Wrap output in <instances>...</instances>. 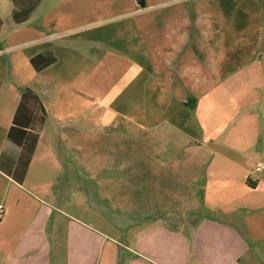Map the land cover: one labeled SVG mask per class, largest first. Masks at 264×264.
<instances>
[{
	"label": "crops",
	"instance_id": "obj_1",
	"mask_svg": "<svg viewBox=\"0 0 264 264\" xmlns=\"http://www.w3.org/2000/svg\"><path fill=\"white\" fill-rule=\"evenodd\" d=\"M205 17L210 19V15ZM57 19L43 17L30 26V19L23 23L8 21L7 33L0 31V53L3 46L8 50L27 46L23 58L16 59L13 66L0 54V178L6 182L0 204L3 206L0 256L8 257L5 264H54L52 256H56L55 264H264L262 35H257L260 38L249 54L241 55L242 51L238 50L240 59L233 64L237 69L233 75L226 78L220 74L211 84L206 78L193 102L185 92L173 97L178 102L169 107H175L176 111L170 109L164 113L167 119L158 109H153V119H149L143 109L144 45L141 60L138 56L136 62L127 58L131 53L129 47H139L135 43L138 36L128 46L116 48L108 44L113 41L114 32L123 41L128 28L112 30L100 39H61L67 31L49 33L46 30ZM141 25L137 24L136 30L143 41L146 31L145 25ZM212 30L213 26L207 22L201 26L203 35H214ZM170 32L174 37L194 35L191 23L184 28H171ZM185 43L187 46L188 40ZM257 46L262 53H257ZM176 49L175 45L174 53ZM206 52L210 54L209 49ZM39 54L53 55L55 62L36 71L31 60ZM182 55L169 59L168 75L176 66L190 65L183 68L187 77L198 67H194L197 61L191 58L188 62L181 59ZM155 62L152 77L153 83L158 84L157 90H161L165 80L169 81V88L181 86L173 82L171 75L156 71ZM209 62H213L211 69L223 66L214 59ZM98 67L102 74L100 82L97 81ZM115 76L120 77L114 82ZM98 83L103 92L101 98L112 94V89L121 92L115 107L97 108ZM26 88L41 99L46 120L22 178L17 169L21 150L8 140L7 134ZM177 91L175 86L173 95ZM161 95L155 92L151 100L158 101ZM118 116L125 120L135 118L131 120V127L128 124L120 127ZM153 122L158 123L153 128L168 124L158 131L168 132L175 140L152 143L157 152L150 156L143 152L145 143L138 140L136 155L130 158L129 128L135 126L144 131ZM162 148L173 151L171 156H164L163 162L161 156H156ZM180 150L185 155H179ZM130 163L140 167L134 170L142 179L137 191L139 205L145 203L146 196H154L152 190L149 192L143 187L148 186L145 179L159 178L154 171H160V166L155 164L173 163L178 167L169 171L168 179L175 183L176 174L185 175L191 185L185 193L178 194L168 182L166 195L187 197L195 213L185 218L173 216L171 212L130 216V196L136 195L134 191L138 189L137 186L131 191L129 187ZM260 163L263 167L257 170ZM155 188L158 186L153 182V190L159 195ZM150 206L162 207L154 199H150ZM13 207L18 209L16 216ZM81 207L90 210L81 212ZM96 207H109L108 213L115 209L126 216L97 217L93 211ZM66 208L73 209L75 214L63 210ZM52 212L60 215L54 216ZM113 225H119L118 233L112 232L116 229Z\"/></svg>",
	"mask_w": 264,
	"mask_h": 264
},
{
	"label": "rangeland",
	"instance_id": "obj_2",
	"mask_svg": "<svg viewBox=\"0 0 264 264\" xmlns=\"http://www.w3.org/2000/svg\"><path fill=\"white\" fill-rule=\"evenodd\" d=\"M29 9L32 10L25 20L27 21L30 19L29 26L30 23H39L43 17H55V19L57 17V21L53 25L49 24L51 26L47 27L46 30L49 33L67 31L64 36H61V39L67 38L70 40L89 37L100 39L105 38L103 35L108 34L112 30L115 31L119 28H128V33L122 36L123 41H121L118 32H114L115 34L113 33V41L111 44H108L116 48L123 45L128 46L131 44V40L135 39V36H138L136 37L135 43L139 44V47L137 46L134 49L129 47V52L131 53L127 58L129 61L133 59V61L136 62L138 56L139 60H141V47L144 45L145 101L143 109L145 110L146 118L148 117L149 119H153V109L161 111V116H163L164 113L165 115L169 113L170 109L176 111L175 107H169L171 104L176 105L178 102L174 101L175 99H173V97H178L181 94L184 95L185 92L187 95L190 94L189 101L193 102L194 97H196L195 94L201 90L203 83L207 82L206 78L208 79V83L211 84L214 78L220 77V74H223L226 78L233 75L237 70L233 64H237L240 59V52H238V50L242 51L241 55H247L254 46L255 41L260 38V36L257 35H262V38H264V0H145V8L140 7L138 0H0V31L2 30L3 34L7 33L8 21H15L17 23L25 22H18V20L14 18V15L18 13L19 16L23 18L26 11ZM187 14L189 16H186ZM206 15H210V19H206ZM3 20L5 21L4 26L6 27H3ZM206 22L213 26L212 32H215L214 35L206 36L202 34L201 26L204 27ZM188 23L192 24L194 31V35L191 37L184 35L181 37H174L170 32L171 28H184V25ZM137 24L145 25L146 32L143 41V36L138 34L136 30ZM20 27L22 26L18 28ZM253 31L256 35H252L254 34ZM1 38L2 36H0V39ZM107 38L108 37L104 40H107ZM186 40L189 42L187 46L185 43ZM252 40L254 41L251 42ZM175 45L178 49H176L177 51L174 53L173 48ZM185 46L187 50L184 53ZM206 46H208V48ZM26 47L27 46L8 50V47L3 46V51L0 54H2L3 59L9 62L10 66H13L16 59L23 58L27 52ZM208 49L210 54L206 52ZM80 50L82 49H79V51ZM257 50V53H262L259 47ZM180 55H182L181 59L185 58L188 62H191V58L197 61L194 67H198L194 68L193 73L189 74L187 77H185L183 73V68L185 69L187 65H184V67L176 66L177 70L175 69L168 75L169 59H175V57H180ZM206 59H208V61L214 59L218 61V63H223V66L217 70L211 69L210 64L213 62L208 63ZM153 61H157L155 62L156 71L162 73L166 72V76L171 75L173 77V82H177L181 85H175L178 89L176 95H173L175 86L169 88L170 85L167 80L164 81L161 90H157V88H159L156 87L158 84L153 83L152 77L155 65H153ZM201 62H203V66L200 65ZM206 63L209 64L208 68L205 66ZM166 64L167 67H164ZM187 67L190 68V65ZM97 71V81L100 82L102 76L101 68L98 67ZM112 73L114 74V71ZM119 77L120 76H115L113 78L114 82L118 81ZM150 78H152L151 81ZM160 82L163 83V81ZM100 84L101 83H98L97 108L105 109L115 107L114 104L117 102L118 93L121 94V92L112 89V94L108 95L107 98L106 96L101 98L100 94L103 92H101ZM155 92L163 94L161 95L162 98L158 101L151 100V98L154 99L153 95ZM123 103H126L125 100ZM122 107L127 108L126 104H123ZM128 110L129 114H133L131 109ZM165 115L164 118L167 119ZM133 118L135 117H128V119L125 120L123 116H118L117 123L120 127H124L126 124L130 126ZM157 124L158 123L154 122L148 124L149 129L146 127L144 131L137 129L135 126L129 128L127 138L129 143L128 155L130 158L136 155L138 140L139 143H145L143 152L148 156L157 152L156 148H152V143H171L175 140L174 136L170 135L168 132L164 133V130L158 131L159 129H165L168 124L162 123L161 126L153 128ZM121 129L122 128L119 130ZM163 145L164 144H161V146ZM172 152L171 149L162 148L160 154H158V152L156 156H161V161L163 162L164 156H171ZM179 155H185L184 150H180ZM155 166H160L159 173L154 171V175H159V178L154 179V177H152V179H145L144 181L146 184L148 183V186L143 187L149 192L152 190L154 196H146L144 198L145 203L139 205L137 202V191L140 190L139 185L142 179L138 178L137 172L134 170L140 169V167L136 165V163L129 164L127 168V179L130 183V190L133 191L138 186V189L134 191L136 195L132 194L130 196V207L128 208L130 216H135L136 214L151 216L168 214L169 212H171L173 216H182L183 218H185L186 215L192 216L195 212H193L194 209L192 207H189L190 205L188 204L187 197L178 196V194L185 193L190 189L188 185H191V181L185 180V175L180 174H176L177 181L175 180V183L170 181L168 179L169 171L172 172L178 167L173 163H167L166 165L155 164ZM189 173L190 170L187 172V175H189ZM85 182L88 181H84V183ZM153 182L158 186V189L155 188V190H158L159 195L153 190ZM168 182L171 188H175L178 193L177 196H175L176 198L166 195L165 187ZM5 184L6 182L0 178V204L3 203L1 200L2 196H4L3 191L5 189ZM81 188L83 189L84 187L81 186ZM150 199H154L155 203L161 204L162 207H148ZM14 208L15 207L12 208V212L13 215L16 216L18 209L16 210ZM85 209L90 210L89 207H81V212H84ZM63 210H66L69 214H75L76 212H73V209L67 208ZM108 210L110 211L109 207H96L93 211L96 213L97 217H104L106 214L107 216L112 215L113 217L126 216L119 212H115V209H112L111 213H108ZM52 213L54 216L60 215L56 212ZM118 227L119 225H113V228L116 229H113L112 232L118 233L120 230ZM51 228V225H49V232L52 231ZM51 258L52 263L55 264L56 256H52ZM7 262L8 257L1 255L0 264H5Z\"/></svg>",
	"mask_w": 264,
	"mask_h": 264
},
{
	"label": "trees",
	"instance_id": "obj_3",
	"mask_svg": "<svg viewBox=\"0 0 264 264\" xmlns=\"http://www.w3.org/2000/svg\"><path fill=\"white\" fill-rule=\"evenodd\" d=\"M31 10L26 11L23 18L18 13H15L14 18L18 22H23ZM53 62H55V57L50 54H39L31 60V64L36 71L43 70ZM45 120L46 110L41 99L32 89L26 88L21 94L7 134L8 140L21 150L17 162V169L21 172L22 178L32 160L40 137V130ZM20 180L22 181V179Z\"/></svg>",
	"mask_w": 264,
	"mask_h": 264
},
{
	"label": "built area",
	"instance_id": "obj_4",
	"mask_svg": "<svg viewBox=\"0 0 264 264\" xmlns=\"http://www.w3.org/2000/svg\"><path fill=\"white\" fill-rule=\"evenodd\" d=\"M262 167H263V164L260 163V164L258 165V167H257V170H260ZM2 212H3V206L0 205V215L2 214Z\"/></svg>",
	"mask_w": 264,
	"mask_h": 264
},
{
	"label": "water",
	"instance_id": "obj_5",
	"mask_svg": "<svg viewBox=\"0 0 264 264\" xmlns=\"http://www.w3.org/2000/svg\"><path fill=\"white\" fill-rule=\"evenodd\" d=\"M140 7L145 8V0H138Z\"/></svg>",
	"mask_w": 264,
	"mask_h": 264
}]
</instances>
